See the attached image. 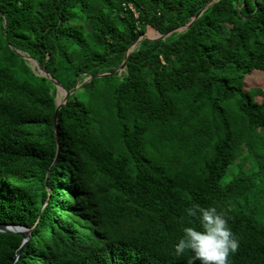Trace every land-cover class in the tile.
Instances as JSON below:
<instances>
[{"label":"trees","instance_id":"trees-1","mask_svg":"<svg viewBox=\"0 0 264 264\" xmlns=\"http://www.w3.org/2000/svg\"><path fill=\"white\" fill-rule=\"evenodd\" d=\"M209 1L0 0V224L30 230L14 264H188L194 202L229 218L230 264H264V0H217L112 74ZM26 58L73 90L58 141L59 90ZM22 240L0 232V264Z\"/></svg>","mask_w":264,"mask_h":264},{"label":"clouds","instance_id":"clouds-1","mask_svg":"<svg viewBox=\"0 0 264 264\" xmlns=\"http://www.w3.org/2000/svg\"><path fill=\"white\" fill-rule=\"evenodd\" d=\"M182 219L186 221L182 235L173 245L177 257L188 252V264H230L240 241L223 211L194 202L184 209Z\"/></svg>","mask_w":264,"mask_h":264},{"label":"water","instance_id":"water-1","mask_svg":"<svg viewBox=\"0 0 264 264\" xmlns=\"http://www.w3.org/2000/svg\"><path fill=\"white\" fill-rule=\"evenodd\" d=\"M217 0H210L200 11L199 13H197L194 17L190 18L189 22L180 27V28H177L175 30H172L171 32L167 33L166 35H158L153 37V38H149L147 36L142 35L132 46L131 48L127 51V54L125 56V59L123 61V63L120 65L119 68H117L112 74H116L117 72L120 73V72H123L125 70V67H126V61H127V57H128V54L134 49V47H136V45L143 39V40H157V39H165L169 34L173 33V32H181V31H184V30H187L191 25L192 23L197 20L200 15L202 14V12L209 6L211 5L213 2H215ZM4 28H5V24H4ZM28 59V58H26ZM31 61V59H28ZM41 71L43 72V75L47 78H49L50 80H52V78H50V76L45 72L44 69H41ZM110 74H102L100 75L99 77H105V76H109ZM53 81V80H52ZM54 85L56 86L57 90H60L61 91V98L57 101V107H56V110H55V113H54V117H53V131H54V134H55V137H56V141H58V135H57V115H58V110L60 109L61 105L65 104L66 101L68 100L69 96L71 95V93L73 92L70 91V92H67L65 91L57 82L53 81ZM77 89V88H76ZM0 232L2 233H13V234H19L21 235V237L23 238L22 240V243H21V246L19 247V250L16 252L14 258L12 259V261L10 262V264H14L15 261L17 260L18 258V255L20 253V251L22 250V248L27 244L29 238H30V230L25 228V227H22V226H16V225H1L0 224Z\"/></svg>","mask_w":264,"mask_h":264},{"label":"rangeland","instance_id":"rangeland-1","mask_svg":"<svg viewBox=\"0 0 264 264\" xmlns=\"http://www.w3.org/2000/svg\"><path fill=\"white\" fill-rule=\"evenodd\" d=\"M145 36H147L149 38H153V37L157 36V33L152 28L147 27L146 28V32H145ZM29 65H30V67L34 70V72L37 75H43V72L41 71V69L38 67V65L36 63H34L33 61H30V64ZM259 81H261V79H258V77H257L256 78V84L260 85L259 84ZM259 88H260V86H259ZM59 96H61V91L60 90H59Z\"/></svg>","mask_w":264,"mask_h":264}]
</instances>
